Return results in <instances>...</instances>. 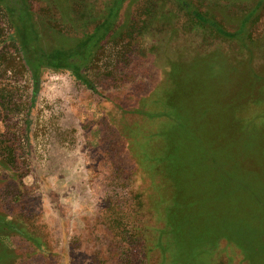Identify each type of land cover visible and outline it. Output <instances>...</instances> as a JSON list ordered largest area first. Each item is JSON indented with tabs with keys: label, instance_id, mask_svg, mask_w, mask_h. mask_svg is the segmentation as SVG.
Returning a JSON list of instances; mask_svg holds the SVG:
<instances>
[{
	"label": "rangeland",
	"instance_id": "obj_1",
	"mask_svg": "<svg viewBox=\"0 0 264 264\" xmlns=\"http://www.w3.org/2000/svg\"><path fill=\"white\" fill-rule=\"evenodd\" d=\"M27 1L47 49L89 33L111 0ZM187 1L229 32L258 7L248 39L261 46L258 54L264 50V0ZM18 39L0 7V215L20 231H0L9 264H178L164 247L171 239L165 218L144 196L153 175L144 169L150 150L164 148L148 136L156 132L148 115L162 108L156 94L169 60L209 53L202 63L222 83L227 58L242 57L239 43L200 25L173 0H125L82 79L41 68L33 87ZM225 105L213 108L210 135L230 162L232 200L194 219L196 241L210 231L199 263L264 264V129L238 133L241 121L228 120ZM239 159L254 169L240 170Z\"/></svg>",
	"mask_w": 264,
	"mask_h": 264
},
{
	"label": "trees",
	"instance_id": "obj_2",
	"mask_svg": "<svg viewBox=\"0 0 264 264\" xmlns=\"http://www.w3.org/2000/svg\"><path fill=\"white\" fill-rule=\"evenodd\" d=\"M124 1L111 0L99 23L94 25L92 30L82 38L67 39L65 43H61L56 48L44 49L29 2L27 0H0V7L8 14L14 34L19 37L18 41L24 50V60L31 71L33 87L38 83L41 68L67 69L82 79L81 68L87 65L99 42L110 32ZM173 1L177 7L189 12L200 25L211 28L219 37L227 41L235 40L239 43L242 57L227 58L231 70L225 107H236L248 103L257 106L258 113L249 121L239 122L237 130L245 136L257 125L264 129V50L262 49L258 54L261 46L256 42H249L248 39L250 18L258 7H254L244 18L239 17L238 27L235 31L229 32L213 19L199 14L187 0ZM157 99L162 108L148 117L155 120H170L173 123V129H181L184 133H179V131L175 133L174 130H167L165 133L163 129L153 134L149 133L148 136L152 135L160 139L164 148L155 152L150 150L149 163L144 169L150 175L153 174L151 178L159 179V183L167 177L177 180L181 176L184 179L172 184L173 191H168L167 187L164 190L156 188L154 201L152 204L149 203V206H155L152 210L165 218L166 228L163 231L170 234L171 239L164 247L174 250L172 259L178 261V264H183L184 259L187 262L196 261V264H206L202 261L199 263V260L202 255L207 254L206 251L210 250L208 247L210 246L208 241L210 231L206 227L207 230L204 229V231L207 233L202 235V240L196 241L194 219L199 216L205 218L206 215L202 214L201 210H212L216 208L219 201L232 200L229 198L230 189L227 184L230 162L217 154L214 145L215 138L210 135V128L213 125L211 117L213 108L198 105L189 99L170 105L162 102L160 97ZM238 162L240 163L239 169L242 171L254 169L253 165L245 160L240 161L239 159ZM221 165L223 169L220 168ZM187 166L191 169L188 177L201 178L200 185L188 184L189 179L182 174L188 170ZM151 168L153 171H150ZM202 184L206 188H216V191L211 195L204 193L199 189ZM157 187H164V185L160 183ZM191 189H194V193L196 192V199L179 200L190 194L193 191ZM199 191H201L200 194ZM206 196H209L207 200H205ZM228 209L230 212L234 211L233 208ZM0 231L20 233L19 228L4 215H0ZM178 234H181L179 238H177ZM206 237H208L207 240H205ZM10 258H12V252L0 241V264H9Z\"/></svg>",
	"mask_w": 264,
	"mask_h": 264
},
{
	"label": "crops",
	"instance_id": "obj_3",
	"mask_svg": "<svg viewBox=\"0 0 264 264\" xmlns=\"http://www.w3.org/2000/svg\"><path fill=\"white\" fill-rule=\"evenodd\" d=\"M193 53V55H188L186 58L180 57L177 59H173L174 62H171L169 60L162 78V91L156 94L157 98L160 97L162 102L169 105L176 104L188 99L192 100L198 105L211 108L221 107L225 105L230 68L224 70L225 74L223 75V81L221 83L218 72L202 63L205 60L203 59V57H207L209 53H203L199 51H195ZM221 56L226 63V58L223 53H221ZM193 62L194 64H192ZM221 113H223L232 123H238V121H242L256 115L258 113V107L248 103L236 107H226L221 110ZM215 116V111H213L211 113V117L213 118ZM172 124L173 123L170 120H155L154 129L156 131L163 129V132L165 133L167 130H174L175 133H177L178 131L179 133H184V131H182L181 129H173ZM258 128L261 129L260 127ZM187 168L188 170L184 171L182 174L185 175L184 177L189 179L187 180L188 184L191 186L199 184L201 178H195L192 176L188 177L189 174H191V169L189 168V166H187ZM147 175L150 177V173H148ZM183 179L184 178L181 176L178 177L177 180L167 177L160 180L162 181L160 183L163 184L164 187H157L160 184L159 179L150 177L149 182L146 186L147 188L144 191V196L146 197L147 202L151 204L153 203L154 190L156 188H161L164 190L165 187H167L168 191H173L172 184L176 183L177 181L181 182ZM191 190L193 191L190 194H187L186 197H182L179 200L196 199V192L194 193V189ZM200 193L201 191H199V194ZM154 207L152 208L155 209ZM165 207L166 206H164V208Z\"/></svg>",
	"mask_w": 264,
	"mask_h": 264
}]
</instances>
